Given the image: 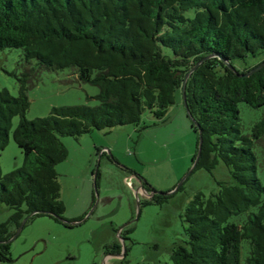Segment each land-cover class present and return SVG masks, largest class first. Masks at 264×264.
Wrapping results in <instances>:
<instances>
[{
    "label": "trees",
    "instance_id": "16d2710c",
    "mask_svg": "<svg viewBox=\"0 0 264 264\" xmlns=\"http://www.w3.org/2000/svg\"><path fill=\"white\" fill-rule=\"evenodd\" d=\"M4 48L21 49L30 67L16 77L17 96L0 90V153L18 116L13 139L23 154L22 166L8 174L2 175L0 166V203L13 210L0 223V262L11 260L8 241L27 217L24 226L49 216L72 227L64 222L55 169L68 156L59 136L77 139L92 130L139 125L146 110L163 120L186 74L202 61L185 87L202 139L192 171L211 172L222 163L234 183H220L209 197L197 193L188 202L181 214L187 240L172 247L170 259L241 264L247 240L245 264H264V185L254 152L256 142L264 145V110L245 135L238 108L243 102L264 109V66L238 76L223 61L240 73L264 61V0H0ZM64 69L97 86L98 105L54 106L47 116L28 120L30 86L42 71ZM171 196L155 194L145 203L163 204ZM248 211L243 223L229 222ZM104 248L123 253L119 264L128 263L129 246L123 251L115 241Z\"/></svg>",
    "mask_w": 264,
    "mask_h": 264
},
{
    "label": "rangeland",
    "instance_id": "374dc122",
    "mask_svg": "<svg viewBox=\"0 0 264 264\" xmlns=\"http://www.w3.org/2000/svg\"><path fill=\"white\" fill-rule=\"evenodd\" d=\"M236 66L243 65L236 62ZM25 67L30 65L25 63L21 49H0V90L7 89L17 96L16 77ZM73 72L64 69L40 73L28 90L30 105L25 115L28 120L47 116L54 106L98 105L97 86L79 82ZM238 108L242 133L249 135L264 109L243 102ZM19 121L18 116L12 118L8 144L0 153L2 175L23 164V154L13 139ZM59 138L68 150L67 158L55 167L60 199L65 206L63 217L68 224L84 221L67 227L49 216L35 217L10 241L11 260L0 264H119L118 257H106L104 248L115 241L121 245L124 241L129 246L127 264H173L172 247L187 240L181 214L188 202L197 193L209 197L220 183H234L222 163L211 172L204 169L190 172L198 134L187 115L181 92L176 93L175 103L168 107L163 120L146 110L139 125L92 130L77 139ZM254 152L257 175L264 185L262 142L255 143ZM95 173L98 196L94 193ZM141 184L160 193L173 191L172 196L163 204H146L150 191L148 195L137 192ZM255 210L256 207L250 209ZM250 211L232 216L229 222L243 223ZM12 212L0 203V223ZM131 218L135 220L129 227L124 226ZM249 250V241L244 240L241 264H245Z\"/></svg>",
    "mask_w": 264,
    "mask_h": 264
},
{
    "label": "water",
    "instance_id": "95a60500",
    "mask_svg": "<svg viewBox=\"0 0 264 264\" xmlns=\"http://www.w3.org/2000/svg\"><path fill=\"white\" fill-rule=\"evenodd\" d=\"M228 66L229 68L238 76H248L250 74H252L253 72H256L258 69H260L261 67L264 66V61L260 62L259 64H257L256 66L252 67L251 69H249L248 71L246 72H243V73H240L235 67H233L231 64H229L226 60H223ZM202 61H199L197 62L191 69L190 71L186 74L183 82H182V86H181V94H182V100H183V104H184V107L186 109V112H187V115L188 117L191 119V121L193 122V124L195 125L198 133H199V136H198V147H197V152H196V156H195V159L193 161V165H192V168L190 170V172L195 168L197 162H198V159H199V156H200V152H201V143H202V139H201V131H200V128H199V125L198 123L195 121V119L192 117V115L189 113V110L187 108V105H186V99H185V87H186V81H187V78L188 76L190 75V73L201 63ZM189 172V173H190ZM186 177H184L182 179V182L183 180L185 179ZM94 193L96 194V196H98V191H97V174L95 173L94 174ZM153 193H157V194H171L173 191L171 192H167V193H160V192H156V191H152ZM117 210V209H116ZM116 210L114 212H112L110 215L114 214L116 212ZM138 217V214L136 215V218ZM28 218V217H27ZM27 218H25L20 226L15 230V233L11 236V238L9 239L8 242H10L15 236L18 235V233L21 231V229L24 227V224L27 220ZM135 220V219H134ZM84 219H80L79 221H76L74 223H70L69 225L73 226V225H76V224H80L81 222H83ZM65 222V221H64ZM66 223V222H65ZM68 224V223H66ZM127 223H125L124 226H126ZM123 228V226L121 227V229ZM122 247H123V251H124V241L122 242ZM123 253H120V254H116L118 257H121Z\"/></svg>",
    "mask_w": 264,
    "mask_h": 264
},
{
    "label": "flooded vegetation",
    "instance_id": "af4514ba",
    "mask_svg": "<svg viewBox=\"0 0 264 264\" xmlns=\"http://www.w3.org/2000/svg\"><path fill=\"white\" fill-rule=\"evenodd\" d=\"M143 192V194H146V195H148L149 193V191H150V194H149V198L151 199L155 194H157V193H153L151 190H149L148 189V187H146L145 185H139L138 187H137V192ZM134 221V218H131V221H129V222H127V224H126V227H129V225L132 223Z\"/></svg>",
    "mask_w": 264,
    "mask_h": 264
},
{
    "label": "crops",
    "instance_id": "0c3cea01",
    "mask_svg": "<svg viewBox=\"0 0 264 264\" xmlns=\"http://www.w3.org/2000/svg\"><path fill=\"white\" fill-rule=\"evenodd\" d=\"M106 257L107 258H110V257H118L116 254H113V253H106ZM119 259L121 258V257H118Z\"/></svg>",
    "mask_w": 264,
    "mask_h": 264
}]
</instances>
